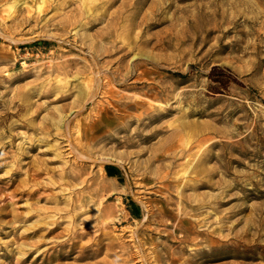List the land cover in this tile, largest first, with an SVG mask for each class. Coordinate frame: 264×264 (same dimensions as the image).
Segmentation results:
<instances>
[{
  "label": "rangeland",
  "instance_id": "374dc122",
  "mask_svg": "<svg viewBox=\"0 0 264 264\" xmlns=\"http://www.w3.org/2000/svg\"><path fill=\"white\" fill-rule=\"evenodd\" d=\"M0 264H264V0H0Z\"/></svg>",
  "mask_w": 264,
  "mask_h": 264
},
{
  "label": "trees",
  "instance_id": "16d2710c",
  "mask_svg": "<svg viewBox=\"0 0 264 264\" xmlns=\"http://www.w3.org/2000/svg\"><path fill=\"white\" fill-rule=\"evenodd\" d=\"M105 169H106V172L109 176H116L117 175V171H116V169H114V167L106 166Z\"/></svg>",
  "mask_w": 264,
  "mask_h": 264
},
{
  "label": "bare ground",
  "instance_id": "6f19581e",
  "mask_svg": "<svg viewBox=\"0 0 264 264\" xmlns=\"http://www.w3.org/2000/svg\"><path fill=\"white\" fill-rule=\"evenodd\" d=\"M85 117V116H84ZM84 119V118H83ZM106 217V216H105Z\"/></svg>",
  "mask_w": 264,
  "mask_h": 264
}]
</instances>
